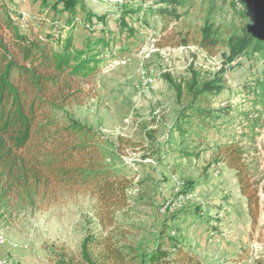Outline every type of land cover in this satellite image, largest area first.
<instances>
[{"label": "rangeland", "instance_id": "rangeland-1", "mask_svg": "<svg viewBox=\"0 0 264 264\" xmlns=\"http://www.w3.org/2000/svg\"><path fill=\"white\" fill-rule=\"evenodd\" d=\"M5 2L23 30L59 42L72 32L74 46L100 61L82 87L80 105L69 112L113 142L123 137L140 145L127 146L122 155L132 184L128 206L116 213L117 238L132 264H181L178 248L191 264H264V216L252 222L235 172L214 155L239 142L256 180L264 179V109L251 91L262 62L241 58L225 66L227 84L211 100V118L190 119L179 131L181 106L164 75L183 80L192 68L212 77L225 64V51L210 56L192 45L160 46L174 32L197 30L210 9L222 28L259 22L253 2L244 8L213 0L210 8L207 2L202 11L170 23L160 16L159 0H78L74 13L59 0ZM98 211L90 193H72L41 209L0 214V264L79 259L87 237L107 234ZM159 250L167 256L155 263Z\"/></svg>", "mask_w": 264, "mask_h": 264}, {"label": "trees", "instance_id": "trees-1", "mask_svg": "<svg viewBox=\"0 0 264 264\" xmlns=\"http://www.w3.org/2000/svg\"><path fill=\"white\" fill-rule=\"evenodd\" d=\"M59 1L70 13L79 4L78 0ZM236 1L244 8L253 2L259 22L222 28L213 22L210 9L197 30L174 32L160 44L192 45L210 56L225 51V64L212 77L192 68L187 79L164 75L181 106L179 131L190 119L205 122L211 118V100L227 84L225 66L237 59L262 62L261 76L251 91L264 109V0H231ZM206 3L209 8L214 5L213 0H159L163 6L159 13L166 23L178 22L202 11ZM15 17L5 0H0V214L37 210L72 193H90L98 202L96 217L107 234L87 237L79 259L64 255L59 264H132L133 258L117 238L116 213L128 206L132 184L122 170V155L127 146L136 149L140 145L123 137L113 142L69 112L80 105L83 85L98 73V58L77 49L72 32L59 42L50 34L41 35L29 27L23 30ZM214 155L217 162L235 172L255 224L264 216V179L256 180L239 142L220 146ZM177 252V262L192 263L183 250ZM165 256L159 250L152 260L156 263Z\"/></svg>", "mask_w": 264, "mask_h": 264}, {"label": "built area", "instance_id": "built-area-1", "mask_svg": "<svg viewBox=\"0 0 264 264\" xmlns=\"http://www.w3.org/2000/svg\"><path fill=\"white\" fill-rule=\"evenodd\" d=\"M123 64H125V62H123Z\"/></svg>", "mask_w": 264, "mask_h": 264}]
</instances>
